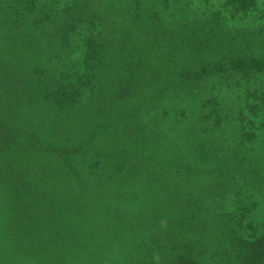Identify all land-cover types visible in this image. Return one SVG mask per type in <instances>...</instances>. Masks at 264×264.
<instances>
[{
    "label": "trees",
    "instance_id": "16d2710c",
    "mask_svg": "<svg viewBox=\"0 0 264 264\" xmlns=\"http://www.w3.org/2000/svg\"><path fill=\"white\" fill-rule=\"evenodd\" d=\"M191 1L193 3L189 4L188 0H0V60L7 61L6 63L11 60L15 62L16 54L21 56L19 54L21 48L18 45L21 42H27L30 49H39L38 52L30 51L31 53L23 58L21 69L17 67V64L13 63V66L18 71L25 70L34 79L40 76L38 71H35V67L41 73L47 72L46 76L51 79L50 90L47 88L40 95L43 96L48 106L67 115L73 114L68 111L72 110L71 108L80 109H76L78 106L89 110L88 112L93 111L95 108L93 99L98 96L106 100L109 112H114L116 108L124 105L125 101H120L126 98L119 95L115 87L109 91V79L123 70L133 71L134 68L130 65L147 52L157 55V59H162V51L166 48L163 47V43H174L176 47L174 55L181 54L182 51H190L189 59H191L193 55L199 54L194 49L196 44H198L197 48L201 49L202 46L208 45L204 42L205 38L212 39L207 50L209 51L208 57H213L214 63H211L209 58L196 63L193 58L194 63L198 65L197 70L185 71L179 75V72L184 69L180 66L174 70L176 78L168 80L170 82L166 87L155 90L156 92L146 93L149 96L155 95L150 102L154 105L153 109L159 104L162 106L160 115L163 116L162 121L164 122L154 124V120L143 118L145 131L153 136L152 142H148L145 147L155 157L143 160L140 171L143 174L145 171H155L160 174L157 175L159 178H165V174L168 178L162 179L167 185L166 192L163 193L165 198L154 193L153 196L142 197L140 206L143 201H147L150 210H153L152 215L166 218V221L162 224L158 220L149 221L151 228L143 226L142 229L141 226L134 225V223L141 222L140 218L143 214L139 210L137 213L132 212L131 217L126 216L128 222L134 223L127 226L123 233L113 231L114 240L107 248L111 264H119V261L126 262L124 264H150L151 256L154 255L158 258L157 264H264V255L260 253L264 252V222L261 224L255 219L257 216H264V198L258 193H253L252 188L256 187L259 182H255L250 177V175L254 177L259 175L261 179H264V174L261 173L264 165V147L254 146L258 138H264V82L261 86V82L250 84L252 79L264 77V59L253 48H245V50L238 48L233 43L232 36L225 34L222 30L219 33L212 31L210 25L214 26L217 23L218 16L215 20H208L206 17L189 18L188 15L182 13L196 4L208 3L212 7L214 4L219 6L221 2L230 6L231 9L236 8L243 11L247 7L255 8L256 0ZM121 2L127 3L124 4L126 9L119 14L115 4ZM213 10V13L216 12L215 9ZM131 11L133 12L130 16L128 15L129 19L122 18ZM195 13L202 15L203 12L195 7ZM241 13L244 14L245 11ZM22 20H28L30 23L34 20L43 27L67 22L71 29L65 31L61 42L51 43L50 40V46L39 47L30 34L26 36L25 33L20 32L23 28ZM205 31H208L209 35L200 38L199 35ZM23 38L26 41L22 40ZM248 39L249 37L241 38V42L249 43ZM109 42L114 44L113 52L105 51ZM44 48L48 50V53L42 52ZM241 51H243L242 54ZM40 56L45 58H40L41 60L38 61L42 65L36 63V59ZM189 59H187L188 64H190ZM174 60L182 63L183 56ZM48 61H54L49 70L46 68ZM30 66L33 67L32 70ZM169 67L173 69L172 65ZM14 68L8 67L6 71L1 72L2 80L4 75L11 76L17 72ZM193 68L196 67L193 66ZM184 73L186 74L181 78ZM217 75L222 79V84L225 81V85L221 87V84L219 89L213 85V80ZM191 77L193 81L207 77L209 79L208 90L212 91L205 92L204 96L194 93V98L188 92L182 95L181 84ZM41 78L37 79V83L40 84ZM107 97H111L109 101ZM219 98L220 102H218ZM167 99L170 100L167 102ZM192 108L195 111L187 113L188 110H193ZM228 108L233 110H228ZM176 113L181 120L173 122ZM186 119H188L187 123L181 122ZM215 119L219 121V125L221 124L220 128L225 121L235 124L233 125L237 130V136L234 142L220 143L213 138L218 125L214 123ZM109 134L104 133L108 136ZM121 134L119 132V134L111 135L113 138L129 143L130 140L123 138ZM201 151L211 160L208 168L219 169L218 178L220 177V180L226 179L227 176L234 178L240 193L236 196L240 204L237 206L233 203L234 207L226 213L227 220L223 225L220 224L221 226L215 219L206 217V214H213L216 210L208 207L203 202V197L200 196L201 186L208 180H213L212 172L214 171L209 169L212 175L208 177L205 173L198 175L189 172L202 169L208 164V162L200 163L193 157V154ZM82 154L84 159L88 160L92 156L95 157L97 153L85 147ZM108 156L111 161L102 164V170L113 166L115 171H129L134 160L138 158L127 159L128 155L121 151ZM190 156L193 158L188 159ZM255 157H261V160L256 161ZM93 165L95 167L97 161L96 163L90 162L88 167ZM128 171L126 174L128 177L131 176V180L139 177L131 170ZM184 172H189L185 180L181 179ZM142 173L140 175L144 176ZM42 179L32 177V181L29 179L27 184L8 189L6 192L2 190L0 192V213L3 216L11 215L3 208L4 204L8 203L6 200L13 205L28 202L25 197L28 186L35 192H38V188L40 190L46 188L47 183ZM174 179H180L182 182L176 184ZM214 179L217 180V178ZM38 182L40 184H37ZM258 187L260 189V184ZM154 190L156 186H151L149 192L153 193ZM14 192L15 197L12 195ZM2 200L6 203H2ZM248 200H253L250 207L246 206ZM22 205L26 210L34 211L29 216L38 215L37 210L40 206H31L28 203ZM43 207L48 209L44 210L48 215H61L60 208ZM68 209L65 208V212ZM247 214L250 218L243 217ZM134 227L137 228L135 231L140 230V233H144V230L149 231V236L144 243L142 242V245L133 242L137 236V233L133 232ZM159 227H161L160 230H158ZM114 228L117 229V226ZM214 229H217L219 233L214 232ZM43 242H45L43 239H34L33 243H36V246L32 243L28 251L40 250ZM24 243L28 246L27 242ZM171 244L172 248L168 249L167 246ZM115 249L124 257L113 259ZM132 254H140L141 257L136 259L132 257ZM106 256L107 254L97 256V264H106ZM9 262L10 259L7 256L0 258V264H9Z\"/></svg>",
    "mask_w": 264,
    "mask_h": 264
},
{
    "label": "rangeland",
    "instance_id": "374dc122",
    "mask_svg": "<svg viewBox=\"0 0 264 264\" xmlns=\"http://www.w3.org/2000/svg\"><path fill=\"white\" fill-rule=\"evenodd\" d=\"M188 1L189 4L193 3L191 0ZM126 3L115 4L119 14H122L126 9L124 5ZM220 4L219 6L214 4L212 7L208 3L196 4L182 11V13L188 15L189 18L194 16L206 17L208 20H215L218 16L217 23L214 26L210 25L212 31L219 33L222 30L225 34L232 36L233 43L238 48L244 50L245 48H253L264 59V0H256L255 8L247 7L243 11L236 8L231 9L230 6H226L224 3L222 7ZM195 7L203 12L202 15L195 13ZM213 9L216 12L213 13ZM244 11L245 13L242 14L241 12ZM132 12L126 13L122 18L129 19ZM235 13H238V15H234ZM22 23L23 28L20 32L25 33L26 36L30 34L39 47H42V45L45 47L50 46V40L51 43L61 42L65 31L71 29L67 22L63 24L54 23L53 26L45 27L35 23L34 20L31 23L28 20H22ZM207 32L201 33L200 38L209 35ZM242 35L244 36L241 37ZM248 37L249 43L241 42V38ZM22 40L26 41L24 38ZM211 40L205 38L204 42L208 45L202 46L201 49L197 48L198 44H196L194 49L199 54L193 55L191 59H189L190 51H182L181 54L174 55V49L176 48L174 43L165 44L162 42L163 47H166L162 51V59H157V55L147 52L130 65L134 68L133 71L126 69L112 76L113 78L109 79V91L115 87L119 95L126 98L120 101H125L124 105L116 108L114 112L108 111L109 105H106V100L101 96L93 99L95 108L90 112L78 106L76 109H80L73 110L71 108L72 110L68 111L73 112V114L67 115L48 106L43 100V96L40 95L50 87L49 82L51 84L50 77L46 76L47 72L41 73L35 67V71H38L37 73L40 75L37 76V79L42 77L39 84L37 79H34L28 72L25 70L18 71L13 66V63L17 64V67L21 69L23 58L27 57L31 53L30 51H39L36 48L30 49L27 42L18 43L21 48V53H19L21 56L16 54L15 62L11 60L6 63L7 61L0 60V68L2 67L0 69V81L3 76L1 72L6 71V68L11 67L17 70L11 76L4 75L3 80L0 82V192L2 190L6 192L8 189L27 184L29 179L32 181V177L35 179L41 177L47 183V187L41 190L38 188V192L33 191L28 186L25 191L26 196L23 195L28 199V202L22 204L28 203L31 206H40L37 210L38 215L29 216L34 211L26 210L22 204L13 205L8 200H6L8 203L2 200V203H6L3 208L11 215L3 216L0 213V258L7 256L10 259L9 264H97V256L107 254L106 264H111L107 248L110 246V242L114 240L113 231L123 233L127 226L134 223L128 222L126 216L131 217L132 212L137 213V210H139L143 216L140 218L141 222L134 223V225L141 226L142 229L143 226L144 228H151L150 222L158 220L162 224L166 221V218H158V216L152 215L153 210H150L147 201H143L140 206L142 197L153 196L154 193H158L165 198L163 193L166 192L167 185L162 179L168 178L167 174H165V178H159L157 175L160 174L155 171H145L144 174L140 171L143 160L155 157L145 147L148 142H152L153 136L145 131L143 118L154 120V124L164 122L162 121L163 116L160 115L162 106L159 104L158 107L155 106V109H153L154 105L150 102L155 95L149 96L146 93L166 87L172 79L176 78L174 70L180 66L184 69L179 72V75L185 71L197 70L198 65L196 63L202 59L209 58L208 60L214 63L213 57H208L209 51L207 50ZM3 43L5 44V41ZM30 43L32 44L31 41ZM113 46L114 44L109 42L105 51L113 52ZM45 49L42 52L48 53V50ZM181 56H183L182 63L174 60ZM43 57L40 56L39 59H36V63L40 64L38 61L45 59ZM193 58L196 63H194ZM187 59L190 60L192 65L187 63ZM53 62L48 61L47 70L51 68ZM169 65H172L173 69ZM193 66L196 68H193ZM30 68L33 69L32 66ZM185 74L181 75V78ZM242 80L245 82V79L242 78ZM195 81L197 83H194ZM260 82L261 86L264 77H259L256 80L252 79L250 84ZM208 83L209 79L207 77L203 80L196 79L194 81L191 77L181 84L182 95L188 92L193 98L194 93L203 94L204 96L205 92L212 91L208 90ZM221 84L222 79L217 75L213 80V85L219 89ZM241 84L245 85L246 83ZM224 85L225 81L221 87ZM111 97H107V100L109 101ZM203 100L206 101L204 98ZM218 102H220V98ZM195 103L197 104V102ZM192 109L188 110L187 113L195 111L194 108ZM229 109L233 110L232 108ZM188 117L190 119L189 115ZM174 120H181L177 113L173 118V122ZM181 122L187 123L188 119ZM214 123L218 124L219 121L215 119ZM233 124L225 121L221 128V124H218L213 138L220 143L227 142L231 144L234 142L237 130L234 127L235 124ZM119 132L122 133L123 138H128L130 142L125 143L119 138L112 137L111 134L115 135ZM104 133L110 134L108 136ZM254 146L263 148L264 138H258L254 142ZM85 147L86 149L90 148L93 153H97L96 156L91 155L90 159L85 160L82 154ZM120 151L128 155L127 159L138 157L130 168L132 173L139 176L137 179L131 180V176L128 177L126 174L127 169V171H115L112 164L110 169H101L104 163L111 161L108 155ZM193 157L200 163L208 162V164L202 169L189 171L191 174L201 175L205 173L206 177L213 174V180H208L206 184L201 186L200 196L203 197L202 200L208 207L216 210L213 214H206V217L215 219L218 222L217 224L221 226L227 220L226 213L231 211L234 204L237 206L240 204L236 197L240 195L236 181L229 176L224 180H220V177L218 178L220 170L216 167L208 168L211 160L203 151L196 152ZM193 157L190 156L188 159ZM206 158L208 159L205 160ZM255 160L260 161L261 157H255ZM96 161L98 167H96L97 165L88 167L90 162L96 163ZM209 169L214 172L211 174ZM107 172L110 173L106 174ZM140 173L144 176H141ZM187 173L184 172L181 179L185 180ZM261 173L264 174V165ZM250 177L255 182H259L256 187L252 188L253 193H258L260 197L264 198V187L262 186L264 185V179H261L259 175L257 177L250 175ZM214 178H217V180ZM174 182L178 184L182 180L174 179ZM37 184H40V182ZM151 186H156L153 193L149 192ZM15 192L12 193L13 197L16 195ZM50 200L52 201L47 203ZM250 204H253V200H248L246 206L250 207ZM43 206L60 208L61 215H48L44 212L48 209ZM65 208H69L68 211L65 212ZM245 216L250 218L249 214L243 217ZM28 219H30L29 222ZM255 219L261 224L264 222V216H257ZM114 226H117V229ZM136 229L134 227L133 232L137 233V236H135L133 242L142 245V242L144 243L147 240L149 231L144 230V233H140V230L135 231ZM216 230L213 231L219 233ZM37 238L43 239L45 242L41 244L40 250L29 252V247ZM24 242H27L28 246ZM33 245L36 246V243H33ZM20 247L21 250H19ZM167 248H172V244ZM260 253L264 255V252ZM120 256L124 257L122 253L115 249L113 259H120ZM132 257L138 259L141 255L132 254ZM157 259L156 255L151 256L150 264H157ZM124 263L126 262L119 261V264Z\"/></svg>",
    "mask_w": 264,
    "mask_h": 264
}]
</instances>
